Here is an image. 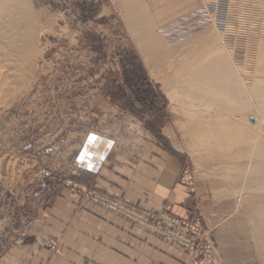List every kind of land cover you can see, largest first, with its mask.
Wrapping results in <instances>:
<instances>
[{
  "label": "rangeland",
  "instance_id": "rangeland-1",
  "mask_svg": "<svg viewBox=\"0 0 264 264\" xmlns=\"http://www.w3.org/2000/svg\"><path fill=\"white\" fill-rule=\"evenodd\" d=\"M21 1L24 13L28 10L34 20L21 22L25 31L19 33V49L0 39V264L5 263L3 256L38 244L53 255L61 254L39 228L61 199L73 197L115 215L92 197L127 204L78 187L79 175L87 168L86 162L93 161L96 149L100 154L93 162L106 154L126 164L149 147L180 157L188 167L179 184L196 203L202 202V214L196 212L188 219H198L210 231L224 264H262L250 229L253 221L243 212L245 203L228 193L233 190L229 165L244 162L226 160V152L207 154L192 148L186 135L187 129L205 123L203 119L210 123L223 113L214 109L208 97L194 102L179 93L192 67L220 47L219 37L226 38L243 71L254 78L264 76V59L245 47L244 38L264 27V0H222L225 12L218 25L222 31L208 26L177 44H169L160 28L194 10L198 0H184L180 12H146L144 0ZM227 11L229 16L248 15V20H230L244 26L248 35L243 31L232 34V30L223 34ZM147 91L152 92V100L139 96ZM166 92L180 96L174 95L173 106ZM249 117V123H254L255 116ZM186 171L192 178V193L182 183ZM161 211L168 210L147 213Z\"/></svg>",
  "mask_w": 264,
  "mask_h": 264
},
{
  "label": "crops",
  "instance_id": "crops-1",
  "mask_svg": "<svg viewBox=\"0 0 264 264\" xmlns=\"http://www.w3.org/2000/svg\"><path fill=\"white\" fill-rule=\"evenodd\" d=\"M146 12H180L184 0H144ZM149 7V8H148ZM142 11V10H136ZM100 145V144H99ZM93 161L99 157L96 149ZM104 152V150H101ZM96 157V158H95ZM105 156L87 161L79 175L80 188H92L107 197L122 199L145 212L167 209L181 219L202 210L179 184L188 168L180 157L158 148H144L127 163ZM114 159V161H113ZM194 213V214H192ZM42 236L57 244L59 255L42 245L24 247L3 256V264H183L184 256L143 229L76 198H64L41 221Z\"/></svg>",
  "mask_w": 264,
  "mask_h": 264
},
{
  "label": "bare ground",
  "instance_id": "bare-ground-1",
  "mask_svg": "<svg viewBox=\"0 0 264 264\" xmlns=\"http://www.w3.org/2000/svg\"><path fill=\"white\" fill-rule=\"evenodd\" d=\"M198 1L200 3V0ZM201 2L205 3L202 0ZM23 6L24 2L21 0H0V39L4 45L11 46L15 50L19 49L18 42L20 41H17L20 36L19 33L21 30L25 31V25H21V22L27 19L30 21L34 20L32 13L30 15L27 14L29 13L28 10L26 14L24 13L25 8ZM262 25L254 31L252 30L254 35L250 34V36H244V38L247 39L245 47L248 49L251 47L249 50H255V53L258 52L261 54V58L264 59V27ZM245 34L248 35L247 33ZM218 39L220 41L218 46L220 47L212 51L209 50L210 52L206 54L205 58L200 60L201 62L198 61L200 62L199 65L194 63L195 65L192 67L194 71L192 73H190L192 70L189 71L190 74L186 71L188 75L185 73L186 77L182 79L181 83L179 82L181 90L178 86L177 89L180 90V93L177 92L182 94V96L184 94L186 98H191L194 102H199L204 97H208L209 103L216 105L214 109L218 108L217 112L219 114L223 113L220 116H215L217 117L216 119L221 118L223 120H221L222 122L220 121L221 123L216 124L218 121L214 122L216 120L215 117L214 121L212 119L215 125L212 124L213 122L210 119L212 123H208V119L201 118L206 122L194 129H187L188 133L186 135L192 148H200L207 154L219 151L221 155V153L226 152V160L235 163L239 160L244 162V165L236 166L234 163H232L234 166L229 165L227 171L231 170V173L228 175V180L232 184H229V186H233V190L231 189V192L229 191L228 193L237 196V201L240 198L239 203L241 200L245 203L243 212L245 217L253 221V226L250 229H252L256 242L255 246L261 256L260 258L263 260L262 264H264V76L261 72L259 73L262 77L260 75H258L259 78H254L252 77L253 75L249 76L246 71H243L240 64L233 59L232 51L225 43L224 37H219ZM259 54L258 57H260ZM255 71L253 74L259 70ZM166 93L172 100L171 105L173 106L175 103L174 95L177 93L174 95L173 93ZM183 112L185 113L186 111ZM249 114L255 116L254 123H249ZM203 116L205 115L203 114ZM235 172L236 174L238 173L237 176ZM231 195L230 197H232Z\"/></svg>",
  "mask_w": 264,
  "mask_h": 264
},
{
  "label": "built area",
  "instance_id": "built-area-1",
  "mask_svg": "<svg viewBox=\"0 0 264 264\" xmlns=\"http://www.w3.org/2000/svg\"><path fill=\"white\" fill-rule=\"evenodd\" d=\"M224 12V2L222 0L211 3H203L200 0L194 10L162 26L160 33L169 44H177L191 38L199 30L208 26L222 31V28H218V25L221 24V14ZM232 17H239L243 21L249 19L245 13L229 16V11H227L226 20L228 25L223 30V34L227 36L231 30L232 34H239V31L245 33L247 30L244 29V26L241 27V24L230 22ZM182 183L189 188L191 193L193 192L192 178L189 171L183 174ZM92 200L107 212L121 217L129 224L158 237L165 245L179 250L184 256L183 264H224L223 258L211 238L210 231L203 228L198 219H181L168 211L142 212L125 205L121 201L98 195L93 196Z\"/></svg>",
  "mask_w": 264,
  "mask_h": 264
},
{
  "label": "trees",
  "instance_id": "trees-1",
  "mask_svg": "<svg viewBox=\"0 0 264 264\" xmlns=\"http://www.w3.org/2000/svg\"><path fill=\"white\" fill-rule=\"evenodd\" d=\"M141 84H143L144 85V83L142 82ZM133 87V86H132ZM139 87V86H138ZM140 95H142V97H145V98H147V99H145V101H148V100H152L153 98H152V92H150V91H147V92H142V93H139V96Z\"/></svg>",
  "mask_w": 264,
  "mask_h": 264
}]
</instances>
